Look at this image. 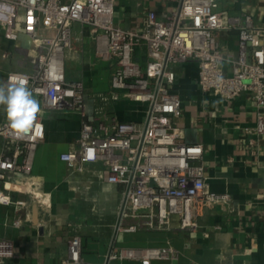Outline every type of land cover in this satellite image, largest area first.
<instances>
[{
    "label": "built area",
    "instance_id": "1",
    "mask_svg": "<svg viewBox=\"0 0 264 264\" xmlns=\"http://www.w3.org/2000/svg\"><path fill=\"white\" fill-rule=\"evenodd\" d=\"M161 1L168 5L166 12L149 10L133 30L114 25L116 0H0V37L12 43L0 58L10 63L18 55L22 68L0 66V83L26 76L40 105L23 138L12 133L7 118L0 122V205L14 204L20 211L34 203L42 214L49 212L50 195L32 169L45 139V115L55 112L80 118L75 143L59 155L67 169L85 176L87 166L100 164L98 179L121 186L115 232L167 230L173 217L182 230H194L197 201H230L228 194L209 190L203 144L185 142L176 123L182 102L175 82L184 63L194 62L202 93L226 101L248 94L255 106L254 131L264 136V27L246 11L225 16L219 0ZM76 23L92 40L96 58L112 63L106 92L88 95L82 80L66 77ZM219 31L238 33L235 57L221 50ZM140 49L144 62L134 60ZM119 102L143 106V117L107 113L109 103ZM11 192L27 198L13 201ZM81 247V235L73 234L67 242L69 263L85 264ZM125 255L151 264L174 260L178 251L170 245L111 250L107 261ZM13 256V243L0 238V264Z\"/></svg>",
    "mask_w": 264,
    "mask_h": 264
},
{
    "label": "crops",
    "instance_id": "2",
    "mask_svg": "<svg viewBox=\"0 0 264 264\" xmlns=\"http://www.w3.org/2000/svg\"><path fill=\"white\" fill-rule=\"evenodd\" d=\"M167 9L161 0H116L114 25L138 30L149 10L163 14ZM219 9L225 16L246 11L256 25L264 27V0H219ZM73 30V47L65 61L67 79L82 80L88 95L106 92L112 63L96 58L93 42L79 24ZM217 35L223 53L235 57L238 33L219 31ZM4 49H12V43L0 37V55ZM17 58L14 55L15 63L0 58V66L22 69ZM134 60L144 62L142 49ZM175 88L182 102L176 123L184 129V140L203 144L208 188L228 194L230 201H197L194 230H182L173 217L167 230L117 233L113 224L121 186L98 179L100 164L87 166L85 176L71 173L59 155L75 143L80 118L75 113H47L45 139L37 149L32 173L50 195L51 208L42 214L34 203L20 211L14 204L0 205V238L14 245V256L7 264H72L67 261V242L75 233L81 235L85 264H144L130 255L107 261V255L111 250L168 245L178 251V257L151 264H264V136L254 131V102L248 94L226 101L202 93L194 62L184 63ZM106 111L119 119H141L144 107L109 103ZM6 118L0 106V122ZM11 198L27 196L11 192Z\"/></svg>",
    "mask_w": 264,
    "mask_h": 264
},
{
    "label": "clouds",
    "instance_id": "3",
    "mask_svg": "<svg viewBox=\"0 0 264 264\" xmlns=\"http://www.w3.org/2000/svg\"><path fill=\"white\" fill-rule=\"evenodd\" d=\"M0 106L6 113L8 127L17 138H23L32 129L40 112L39 101L28 87V78L13 75L0 83Z\"/></svg>",
    "mask_w": 264,
    "mask_h": 264
}]
</instances>
